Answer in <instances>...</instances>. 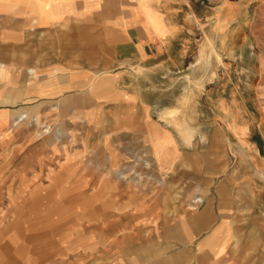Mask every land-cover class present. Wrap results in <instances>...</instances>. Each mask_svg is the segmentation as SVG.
<instances>
[{
  "label": "rangeland",
  "instance_id": "374dc122",
  "mask_svg": "<svg viewBox=\"0 0 264 264\" xmlns=\"http://www.w3.org/2000/svg\"><path fill=\"white\" fill-rule=\"evenodd\" d=\"M201 8L198 5L199 11ZM234 12L244 19L228 23L225 29L232 31V35L227 41L226 38L220 41V31L214 29V17L207 25L198 20L197 24L201 28H196V54L199 55L205 37L211 35L212 45L216 46L221 59L214 54L210 64L205 62L201 65L207 70L191 68L182 71L177 89L181 96L180 108L179 105L175 108L190 135L185 139L180 132L189 146L182 148L177 158V153L173 155L172 163H175H171L173 166L170 169H163L158 163L154 166L146 163L151 154L158 158V152L142 139L141 144L138 143L140 133H124L128 129L125 127L124 109L94 103L87 96H74L80 100L65 96V100H41L25 104L15 100L16 97L9 100L8 92L4 93L6 97L0 100V264H28L27 259L15 257L19 253L31 254L35 257V264H61L66 260V257L56 256L59 252L54 239L59 241L61 234L74 232V228H31L26 220L28 213L36 209L33 208V202L30 203L29 194L37 186L43 189L47 187L49 181L46 175L56 172L60 167H66L69 174H94L96 162L92 164V159L100 151L94 154L96 148L101 149L96 156L101 163L105 162L107 166L111 164V167L117 164L109 168V172L103 173L100 181L83 182L81 191L87 189L86 195L90 196L100 193V198L106 197L107 204L102 206L100 213L90 214L86 210H91L92 206L86 205L91 200L82 205L81 201L85 197L75 201V197L69 199V227L77 226L79 229L85 226L81 228L85 230L82 237L87 239L107 237L105 244L85 247L89 250L87 258H108L106 253L115 250L125 253L131 248L123 240L128 236H162L160 229L165 227L164 224L174 221L183 213L202 210L206 195L213 194L220 182L230 180L231 203L237 210L233 207L235 212L228 215L232 221L228 219L231 224L226 230L231 238L233 231L247 222L252 223V230L239 231V237L249 244H243L242 240L243 249L239 254H260V264H264V0H240ZM10 25L11 22L0 19L1 27ZM25 32L26 38L18 43L0 38V63L34 68L44 81L50 68L62 69L63 62L66 63L71 54L63 55L60 52L61 40L58 37L46 35L45 32L41 34L30 28ZM78 59L74 57V61ZM72 64L71 67L79 66L76 62ZM97 71L104 72L90 70L88 73ZM133 72L140 74L138 70ZM210 72L217 73L216 79L210 80L211 83L201 89L199 80L204 77L208 79ZM65 81L61 79L59 83ZM85 85H89L88 81ZM66 89H61L63 94H66ZM17 117L20 119L16 121ZM221 119L223 125L220 124ZM192 121L197 128L192 126ZM12 123L15 124L12 131L5 134ZM245 142L251 147H259L260 164L250 163L249 166L248 161H245L247 166H242L235 159L237 153L247 155L248 152H255L235 149L248 147ZM122 143L130 145L126 149H122V146L118 148ZM238 143L242 146H238ZM64 157L67 158L62 160L72 165L61 164V158ZM47 158L61 165H53ZM57 159L60 161L56 162ZM244 169L247 170L246 176ZM111 172L117 178L111 183L114 188L109 191L110 182L107 179ZM235 172L237 180H232L231 176ZM194 180L200 182L204 197L197 210L189 207L192 195L197 192ZM257 188L261 190L260 196L256 195ZM248 195L254 198V203ZM110 200L114 204L111 208L108 203ZM239 205H242L240 210ZM141 206H154L156 212L143 215L134 213L137 209L141 211ZM121 209L125 210L119 213ZM139 226L143 228H137ZM154 226L157 228L152 229ZM245 239L255 240L256 243ZM73 255L69 259L74 264L75 258L81 256Z\"/></svg>",
  "mask_w": 264,
  "mask_h": 264
},
{
  "label": "crops",
  "instance_id": "0c3cea01",
  "mask_svg": "<svg viewBox=\"0 0 264 264\" xmlns=\"http://www.w3.org/2000/svg\"><path fill=\"white\" fill-rule=\"evenodd\" d=\"M239 3L240 0H0V19L11 22V27L0 26V38H8L18 43L26 38L25 31L30 28L41 34L45 32L46 35L58 37L61 40L60 52L63 55L71 54L68 61L63 62L62 69L50 68L51 71L44 81L39 78L40 75H37L34 68L26 69L0 63V100L6 97L5 92H8L9 100L16 97L15 100L25 104L41 100H65L68 97L80 100L74 96H87V99H93L94 103L124 109L125 127L128 128L124 133H140L138 143L141 144L142 139L158 152L159 158L152 157L151 154L146 163L150 166L158 163L159 167L170 169L175 163H172L173 155L177 153V158L182 152L181 149L189 145L178 128L166 122L163 116L178 105L180 108L181 96L177 89L182 71L191 68L208 69L202 68L203 63L200 66L193 65L198 55L196 28H201L197 24L198 20L207 25L208 21L215 18L214 29L220 31V41L224 38L227 41L232 35V31L225 29L228 23L241 22L244 19L242 15L234 12ZM198 5L202 7L200 11ZM209 39L213 37L208 35L203 43L218 51L216 46L212 45L213 40ZM203 45H200V52ZM75 56L79 58L76 61ZM216 61L223 64L219 59ZM72 62L79 66L71 67L70 65H74ZM90 70L104 72L89 74ZM134 70H138L140 74L134 73ZM61 79L66 80L65 83H59ZM86 81L89 84L87 86ZM209 83L211 82L207 81V84ZM64 88H67L66 94L61 91ZM224 106L227 107V103H224ZM191 123L197 128L193 121ZM222 123L223 119L220 120V124ZM14 125L11 124L5 134H9ZM108 136L111 135L108 133ZM246 143L248 147L238 143V146L242 147L235 149L255 152H248L247 155L237 153L235 159H238L242 166H247L245 161H248L249 166L250 163L260 164L262 160L259 147H251ZM129 145L130 143H122L118 148L122 146V149H126ZM98 150L101 151L96 148L94 154ZM99 152L94 155L95 159H92V164L96 162L94 174H69L66 167H60L56 172L46 175L49 181L47 187L43 189L37 186L29 194L30 203L33 202V208L36 209L35 212L28 213L26 220L31 228H74V232L68 231L60 235V243L54 239L59 252L56 256L66 257L61 264H73V260L69 259L73 254L81 256L75 258L74 264H209L213 260L214 249L222 247L220 244L228 245L230 241L233 242L234 239L229 237L226 229L232 221L228 215L235 212L233 207L236 210L237 208L231 203V181L227 180L220 182L213 194L206 195L202 210L193 213V216L183 214L179 219L164 224L165 227L160 229L162 236H128L123 240L131 248L125 250V253L115 250L106 253L108 258H87L89 250L85 247L105 244L107 237H101V240L87 239L82 237L85 230L81 228L85 226L79 229L77 226L69 227V199L75 197V201L85 197V200L81 201L82 205L91 200L86 205L92 206L91 210H86L90 214L100 213L102 206L107 204L106 197L100 198V193L90 196L86 195L87 189L81 191L83 182L100 181L101 175L117 164L111 167V164L107 166L105 162L101 163L96 157ZM47 159L53 165L66 163L63 160L61 164L54 163V159ZM68 164L72 165L66 163ZM244 171L246 176L247 170ZM110 174L107 179L110 182L109 191L114 188L111 183L117 178L114 172ZM235 174L231 176L232 180H237ZM208 183L210 184V181ZM255 191L256 195L260 196L261 190L257 188ZM248 196L254 203V198ZM108 203L110 208L113 207L111 200ZM139 208L141 211L137 209L134 213L143 215L156 212L154 206ZM238 208L240 210L242 205ZM218 229H223L224 236L215 239ZM111 244L110 242L109 245ZM236 256L239 263L260 264V254ZM15 257L27 259L28 264H35V257L31 254L19 253ZM219 257L222 258L221 263H228V257L226 260L224 255Z\"/></svg>",
  "mask_w": 264,
  "mask_h": 264
},
{
  "label": "bare ground",
  "instance_id": "6f19581e",
  "mask_svg": "<svg viewBox=\"0 0 264 264\" xmlns=\"http://www.w3.org/2000/svg\"><path fill=\"white\" fill-rule=\"evenodd\" d=\"M225 21V20H224ZM210 40V39H209ZM204 44V45H203ZM206 43H202V48H201V52L200 54L196 57L193 65H201L202 63H205L207 62V64L209 63L210 64V60L214 57V54H216L215 56H217L219 59H221V55L218 54L215 49H213L212 47H208L207 45H205ZM209 45V43H208ZM220 53V52H219ZM220 61V60H219ZM211 73V72H210ZM208 79H204L201 78L198 82V84H200V88L202 89V87L204 88V86L207 84V81L209 80H214V78L216 77V72H212L211 74H208ZM206 77V78H207ZM214 85V84H213ZM161 106V105H160ZM168 107V106H167ZM168 109V108H167ZM167 112V111H166ZM177 112V108H174L173 110H170L169 112H167L163 118L166 119L169 123H172V125H174L176 128H178V131H180L184 136H185V139H188L190 137V135L188 134V130L186 128V125L185 123L180 119L182 118L180 115V117L178 116V114H176ZM234 115V113L232 114ZM20 117V116H18ZM16 118V121L19 120L20 118ZM161 117V115H160ZM162 118V117H161ZM227 118V117H226ZM13 124V123H12ZM14 125V124H13ZM246 130V129H245ZM244 130V131H245ZM246 133V132H245ZM243 134V133H242ZM240 135V134H239ZM239 137H243V136H239ZM246 143V142H245ZM159 158V157H158ZM138 175V174H137ZM165 177V176H164ZM161 180L163 181V178L161 177ZM191 180V179H190ZM189 181V180H188ZM194 184L196 185V193H194L192 196H193V199H192V204L189 205L190 209L192 210H197L198 209V205L199 203H201L204 199L203 197V192H201V184L200 182H198V180H194ZM203 189V188H202ZM184 190V189H183ZM262 196V195H261ZM260 198V197H259ZM191 199V198H190ZM188 209V207H187ZM187 211V210H186ZM184 215H194L193 212L191 213H183ZM254 226L252 225V223H249L247 222L246 225H244L243 227L241 228H238L236 231H233L232 232V239L233 242L231 243V241L229 242L228 245H226V243L223 245V244H220L222 245V247L220 246V250H219V246L218 248L214 249L213 250V253L210 251V253H212V261L209 263V264H222L220 263L221 261V257H219V260H216V258L214 257H218L219 255H224V260H226V258L228 257L229 259V263H233L235 262V264H239V262L236 261V255H240L239 253L242 252V249H243V244H244V240L242 238L239 237V231L240 230H243V229H247L248 231L252 230L251 227ZM216 235L214 236L215 239H219V238H222V235L224 236V233H223V229H218L216 231ZM242 240H243V244H242ZM251 242L253 243H256L255 240H252L250 239ZM232 245V246H231ZM240 245V247H239ZM246 245V244H245ZM229 246H231L229 248ZM243 254V253H242ZM226 263V261H225ZM228 264V263H227Z\"/></svg>",
  "mask_w": 264,
  "mask_h": 264
}]
</instances>
